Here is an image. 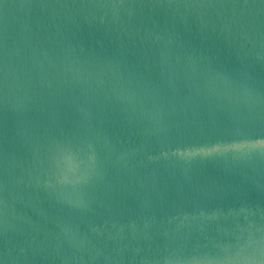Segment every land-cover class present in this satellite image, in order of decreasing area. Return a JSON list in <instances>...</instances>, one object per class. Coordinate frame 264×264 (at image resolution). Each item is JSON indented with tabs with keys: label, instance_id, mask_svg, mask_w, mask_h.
Returning a JSON list of instances; mask_svg holds the SVG:
<instances>
[{
	"label": "water",
	"instance_id": "95a60500",
	"mask_svg": "<svg viewBox=\"0 0 264 264\" xmlns=\"http://www.w3.org/2000/svg\"><path fill=\"white\" fill-rule=\"evenodd\" d=\"M0 264H264V0H0Z\"/></svg>",
	"mask_w": 264,
	"mask_h": 264
},
{
	"label": "snow or ice",
	"instance_id": "6c2138e0",
	"mask_svg": "<svg viewBox=\"0 0 264 264\" xmlns=\"http://www.w3.org/2000/svg\"><path fill=\"white\" fill-rule=\"evenodd\" d=\"M244 145L241 143H233L227 146L228 150L239 151Z\"/></svg>",
	"mask_w": 264,
	"mask_h": 264
}]
</instances>
